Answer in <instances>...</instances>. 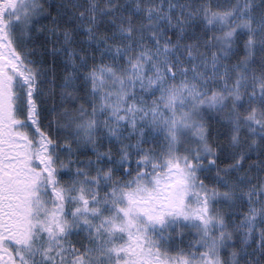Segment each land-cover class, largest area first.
Masks as SVG:
<instances>
[{
    "label": "snow or ice",
    "instance_id": "obj_1",
    "mask_svg": "<svg viewBox=\"0 0 264 264\" xmlns=\"http://www.w3.org/2000/svg\"><path fill=\"white\" fill-rule=\"evenodd\" d=\"M0 264H264V0H0Z\"/></svg>",
    "mask_w": 264,
    "mask_h": 264
}]
</instances>
